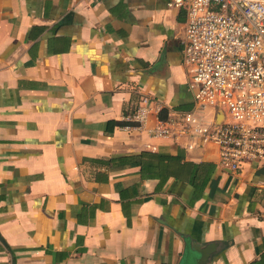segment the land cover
<instances>
[{
  "label": "crops",
  "instance_id": "crops-1",
  "mask_svg": "<svg viewBox=\"0 0 264 264\" xmlns=\"http://www.w3.org/2000/svg\"><path fill=\"white\" fill-rule=\"evenodd\" d=\"M169 3L0 0V264H264V163L124 128L141 96L193 108Z\"/></svg>",
  "mask_w": 264,
  "mask_h": 264
},
{
  "label": "built area",
  "instance_id": "built-area-1",
  "mask_svg": "<svg viewBox=\"0 0 264 264\" xmlns=\"http://www.w3.org/2000/svg\"><path fill=\"white\" fill-rule=\"evenodd\" d=\"M169 6L186 16L181 52L193 108L157 116L150 136L183 140L188 150L214 145L219 166L231 172L264 163V0H170ZM160 111L141 96L124 128L142 129Z\"/></svg>",
  "mask_w": 264,
  "mask_h": 264
},
{
  "label": "trees",
  "instance_id": "trees-1",
  "mask_svg": "<svg viewBox=\"0 0 264 264\" xmlns=\"http://www.w3.org/2000/svg\"><path fill=\"white\" fill-rule=\"evenodd\" d=\"M166 116L167 111L165 109L158 113V119L160 120H165ZM133 157L140 163V170L144 177H162L168 175L171 172L169 166L171 164L179 163L181 159L178 156L173 157L170 155H161L150 152H142Z\"/></svg>",
  "mask_w": 264,
  "mask_h": 264
},
{
  "label": "rangeland",
  "instance_id": "rangeland-1",
  "mask_svg": "<svg viewBox=\"0 0 264 264\" xmlns=\"http://www.w3.org/2000/svg\"><path fill=\"white\" fill-rule=\"evenodd\" d=\"M205 118H208L209 119L210 118V115L207 113L206 116H205Z\"/></svg>",
  "mask_w": 264,
  "mask_h": 264
}]
</instances>
